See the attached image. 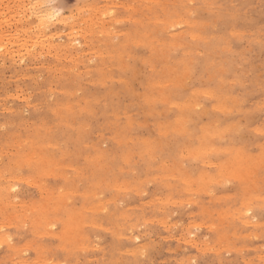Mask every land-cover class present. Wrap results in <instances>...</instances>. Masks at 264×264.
<instances>
[{
  "label": "rangeland",
  "instance_id": "374dc122",
  "mask_svg": "<svg viewBox=\"0 0 264 264\" xmlns=\"http://www.w3.org/2000/svg\"><path fill=\"white\" fill-rule=\"evenodd\" d=\"M263 124L264 0H0V264H264ZM41 133L50 138L40 139ZM27 134L35 138L28 145L36 139L40 144L28 146ZM36 145L43 148L37 153L62 162L48 164L54 170L45 176L30 162L38 159L35 152H25L33 158L25 159L30 166L18 165L19 152ZM240 152L250 163L240 167L242 173L252 169L236 177L238 162L244 163ZM95 153L108 154L95 160ZM10 156L18 163L13 157L9 164ZM32 206L41 214L46 210L48 225L34 223L40 214ZM72 214L85 215L82 233L75 236L80 242L73 234L67 238L72 242L63 241L65 219Z\"/></svg>",
  "mask_w": 264,
  "mask_h": 264
},
{
  "label": "bare ground",
  "instance_id": "6f19581e",
  "mask_svg": "<svg viewBox=\"0 0 264 264\" xmlns=\"http://www.w3.org/2000/svg\"><path fill=\"white\" fill-rule=\"evenodd\" d=\"M143 1H145V0H143ZM154 1H155V0H154ZM140 2H141V1H140ZM146 2H147V1H146ZM149 2H150V1H149ZM156 2H158V1H156ZM164 2H165V1H164ZM166 2H167V1H166ZM35 3H36V2H35ZM131 3H133V2H131ZM138 3H139V1H138ZM162 3H163V2H162ZM151 4H153V2H152ZM163 4H164V3H163ZM133 5H134V4H133ZM129 6H130V5H129ZM148 6L150 7V5H148ZM161 6H162V5H161ZM163 6H164V5H163ZM163 6H162V7H163ZM44 7H45V6H44ZM124 8H125V7H124ZM131 8H132V7H131ZM163 8H164V7H163ZM27 9H28V8H27ZM132 9H133V8H132ZM132 9H131V10H132ZM113 10H114V9H113ZM42 11H43V10H42ZM104 11H105V10H104ZM106 11H107V10H106ZM175 12H176V11H175ZM42 13H43V12H42ZM42 13H41V15H44V14H42ZM46 13H47V12H46ZM105 13H106V12H105ZM89 14H90V13H89ZM89 14H88V16H89ZM99 14H100V13H99ZM142 14H143V13H142ZM154 14H155V13H154ZM176 14H177V13H176ZM39 15H40V13H39ZM41 15H40V16H41ZM91 15H92V14H91ZM100 15H101V14H100ZM129 15H130V13H129ZM44 16H46V15H44ZM181 16H182V15H181ZM41 17L44 19L43 16H41ZM131 17H132V16H131ZM162 17H163V16H162ZM42 18H40V19L42 20ZM90 18H92V16L89 17V19H90ZM95 18H96V17H95ZM125 18H126V17H125ZM175 18H176V17H175ZM181 18H182V17H180L179 19H181ZM159 19H161V18L154 19L153 21L157 22L156 20L159 21ZM186 19H187V18H186ZM138 20L140 21V19H138ZM138 20H137V21H138ZM149 20H151V19H149ZM162 20H163V19H162ZM164 20H165V21H166V20L168 21V19H164ZM171 20H172V17H171ZM174 20H175V19H174ZM174 20H173V21H174ZM44 21H45V20H44ZM93 21L95 22L94 18H93ZM96 21H97V20H96ZM98 21H99V20H98ZM98 21H97V22H98ZM137 21H136V22H137ZM146 21H147V20H146ZM146 21H145V22H146ZM165 21H163V22H165ZM167 21H166V22H167ZM169 21H170V20H169ZM177 21H178V20H177ZM177 21H176V22H177ZM185 21H186V20L184 19V22H185ZM189 21H193V20H189ZM41 22H42V21H41ZM41 22H40V23H41ZM155 22H153V23H155ZM91 23H92V22H91ZM91 23H90V24H91ZM168 23H169V22H168ZM170 23H171V21H170ZM186 23H187V22H185V24H186ZM190 23H191V22H190ZM190 23H189V24H190ZM92 24H93V23H92ZM92 24H91V25H92ZM192 24H193V23H192ZM93 25H96V24H93ZM167 25H168V24H167ZM167 25H166V26H167ZM96 26H97V25H96ZM164 26H165V25H164ZM90 27H92V26H90ZM103 27H104V26H103ZM38 28H39V27H38ZM87 28H88V27H87ZM97 29H98V28H97ZM99 29H100V27H99ZM102 29H103V28H102ZM91 30L94 31L92 28H91ZM105 30H107V29H105ZM89 31H90V30H89ZM98 31H100V30H98ZM25 32H26V31H25ZM34 32H35V31H34ZM90 32H91V31H90ZM94 32H95V31H94ZM176 32H177V31H176ZM35 33H36V32H35ZM92 33H93V32H92ZM98 33H99V32H98ZM98 33H97V35H99ZM100 33H101V31H100ZM118 33H119V32H118ZM191 33H193V32H191ZM235 33H236V32H235ZM103 34H104V32H103ZM147 34H148V33H147ZM189 34H190V31H189ZM195 34H196V32H195ZM109 35H110V34H109ZM145 35H146V34H145ZM193 35H194V34H193ZM41 36H42V35H41ZM99 36H100V35H99ZM115 36H116V35H115ZM190 36L192 37V35H190ZM196 36H197V34H196ZM106 37H107V35H106ZM172 37H173V36H172ZM197 37H198V36H197ZM154 38H155V37H154ZM162 38H163V37H162ZM199 38H200V37H199ZM157 39H158V38H157ZM112 40H113V39H112ZM124 40H125V39H124ZM132 40H133V39H132ZM151 40H153V39H151ZM110 41H111V40H110ZM139 41H141V40L139 39ZM157 41H158V40H157ZM126 42H128V41H126ZM122 43H125V41L122 42ZM122 43H121V44H122ZM137 43H138V41H137ZM164 43H165V42H164ZM171 43H172V42H171ZM171 43H170V44H171ZM63 44H64V43H63ZM135 44H136V43H135ZM151 45H152V44H151ZM153 46H154V45H153ZM161 46H162V45H161ZM222 48H223V47H222ZM62 49H63V48H62ZM56 50H57V49H56ZM56 52H57V51H56ZM106 52H107V51H106ZM121 52H122V51H121ZM118 53H119V52H118ZM107 54H108V53H107ZM186 54H187V53H186ZM119 56H120V54H119ZM121 59H122V58H121ZM147 60H148V59H147ZM104 66H105V65H104ZM162 66H163V65H162ZM258 66H259V65H258ZM108 67H109V66H108ZM152 67H153V66H152ZM159 67H160V65H159ZM149 68H150V67H149ZM178 68H179V67H178ZM183 69H184V68H183ZM185 69H186V67H185ZM56 70H57V69H56ZM69 71H70V70H69ZM79 71H80V70H79ZM76 72H77V71H76ZM166 72H167V71H166ZM170 72H171V71H170ZM186 72H187V71H186ZM184 73H185V72H184ZM170 74H171V73H170ZM184 75H185V74H184ZM30 76H31V75H30ZM180 76H181V75H180ZM57 77H58V76H57ZM182 77H183V76H182ZM185 77H186V76H185ZM101 78H102V77H101ZM106 78H107V77H106ZM151 78H152V77H151ZM115 79H116V78H115ZM120 79H121V78H120ZM148 79H149V78H148ZM183 79H184V78H183ZM149 80L151 81V80H153V79H149ZM156 80H157V79H156ZM184 80H185V79H184ZM184 80H183V81H184ZM222 80H223V79H222ZM30 81H31V80H30ZM87 81H88V80H87ZM91 81H92V80H91ZM95 81H96V80H95ZM150 81H149V82H150ZM158 81H159V80H158ZM125 82H126V81H124V84H126ZM147 82H148V80H146V83H147ZM153 82H154L155 84L157 83V86H159V83H158L157 81L154 80ZM153 82L151 81V83H152V87L155 86V85H153V84H154ZM181 82H182V80H181ZM178 83H179V82H178ZM183 83H184V82H183ZM49 84H50V83H49ZM142 84H144V83H142ZM149 84H150V83H149ZM160 84H161V83H160ZM163 84H164V83H163ZM174 84H175V83H174ZM181 84H182V83H181ZM181 84H180V85H181ZM145 85L148 86V83L145 84ZM145 85H144V86H145ZM161 85H162V84H161ZM177 85H178V84H177ZM160 87H162V86H160ZM184 87H185V86H184ZM157 88H158V87H157ZM165 88H166V87H165ZM37 89H38V88H37ZM49 89H50V87H49ZM153 89H154V88H153ZM159 89H160V88H159ZM159 89H158V90H159ZM105 90H106V89H105ZM105 90H104V91H105ZM149 90H150V89H149ZM149 90H147V91H149ZM156 90H157V89H156ZM158 90H157V91H158ZM162 90H163V89H162ZM170 90H171V89H170ZM49 91H50V90H49ZM51 91H52V90H51ZM151 91H152V89H151ZM164 91H166L165 93H167V90H164ZM168 91H169V90H168ZM206 91H207V90H206ZM114 92H115V91H114ZM143 92H145V91H143ZM149 92H150V91H149ZM160 92H161V91H160ZM209 92H210V91H209ZM16 93H17V92H16ZM138 93H139V92H138ZM146 93H147V92H146ZM158 93H159V91H158ZM162 93H163V92H162ZM162 93H161V94H162ZM168 93H169V92H168ZM168 93H167V94H168ZM170 93H171V92H170ZM28 94H30V92H29ZM144 94H145V93H144ZM149 94H150V93H149ZM208 94H209V93H208ZM30 95H31V94H30ZM142 95H143V94H142ZM152 95H153V94H150V95L147 94V96H152ZM156 95H158V94H156ZM156 95H154V96H156ZM159 95H160V94H159ZM162 95H163V94H162ZM16 96H18V95H16ZM27 96H28V95H27ZM144 96H145V95H144ZM144 96H142V97H144ZM147 96H146V97H147ZM200 96H201V95H200ZM50 97H51V96H50ZM146 97H145V98H146ZM152 97H153V96H152ZM167 97H168V95L166 96V98H167ZM169 97H170V96H169ZM21 98H22V97H21ZM97 98H98V97H97ZM155 98H156V97H155ZM164 98H165V97H164ZM26 99H27V98H26ZM39 99H40V98H39ZM98 99H99V98H98ZM98 99H96V101H97ZM147 99H148V97H147L145 100L148 101ZM152 99H153V98H152ZM169 99H170V98H169ZM76 100H77V99H76ZM76 100H75V102H76V104H77V101H76ZM94 100H95V99H94ZM94 100H93V101H94ZM165 100H166V99H165ZM167 100H168V99H167ZM167 100L164 101V102H167ZM184 100H185V99H184ZM193 100H194V99H193ZM150 102H151V101H150ZM174 102H175V101H174ZM66 103H67V102H66ZM72 103H73V102H72ZM72 103H70V104H72ZM172 103H173V102H172ZM175 103H177V102H175ZM181 103H182V102H181ZM62 104H63V103H62ZM183 104H185V103H183ZM186 104H187V103H186ZM35 105H36V104H35ZM146 105H147V104H146ZM172 105H173V104H172ZM187 105H188V104H187ZM192 105H193V104H192ZM195 105H196V104H195ZM197 105H198V104H197ZM256 105H257V104H256ZM69 106H70V105H69ZM76 106H77V105H76ZM81 106H82V105H81ZM175 106H176V105H175ZM179 106H181V105L179 104ZM179 106H178V108H179ZM199 106H200V105H199ZM63 107H64V106H63ZM82 107H83V106H82ZM182 107H183V106H182ZM182 107H181V108H182ZM9 108H11V107L9 106ZM67 108H68V107H67ZM70 108H71V107H70ZM70 108H69V109H70ZM47 109H48V108H47ZM52 109H53V108H52ZM61 109H64V108H61ZM65 109H66V108H65ZM72 109H73V108H72ZM86 109H87V108H86ZM55 110H56V109H55ZM55 110H54V111H55ZM57 110H58V109H57ZM168 110H170V109H168ZM51 111H52V110H51ZM66 111H67V110H66ZM113 111H114V109H113ZM179 111H180V110H179ZM205 111H206V110H205ZM190 112H191V111H190ZM191 113H192V112H191ZM204 113H205V112H204ZM55 114H58V113H55ZM165 114H166V113H165ZM58 115H59V114H58ZM60 115H61V114H60ZM116 115H117V114H116ZM116 115H115V116H116ZM187 115H188V114H187ZM190 115H191V114H190ZM201 115H202V114H201ZM191 116H192V115H191ZM59 117H60V116H59ZM183 117H185V114H184ZM183 117H182V118H183ZM189 117H190V116H189ZM131 118H132V117H131ZM185 118L188 119L187 116H186ZM114 119H115V118H114ZM178 119H179V118H178ZM179 120H181V119H179ZM217 120H218V119H217ZM29 121H30V120H29ZM62 121H63V120H62ZM125 121H126V120H125ZM130 121H131V120H130ZM133 121H135V120H133ZM182 121H183V120H182ZM215 121H216V120L214 119V122H215ZM13 122H14V121H13ZM38 122H39V121H38ZM112 122H113V120H112ZM112 122H111V123H112ZM204 122H205V121H204ZM214 122H213V123H214ZM217 122H218V121H217ZM35 123H36V122H35ZM41 123H42V122H41ZM43 123H44V122H43ZM116 123H117V122H116ZM210 123H211V122H210ZM66 124H67V123H66ZM70 124H71V123H70ZM137 124H138V123H137ZM158 124H160V122H159ZM207 124H208V123H207ZM207 124H206V125H207ZM235 124H236V123H235ZM2 125H4V124H2ZM16 125H17V124H16ZM64 125H65V124H64ZM116 125H117V124H116ZM162 125H163V124H162ZM263 125H264V124H263ZM24 126H25V125H24ZM33 126H35V125H33ZM33 126H32V127H33ZM39 126H40V124H39ZM39 126H38V127H39ZM42 126H43V125H42ZM47 126H48V124H47ZM53 126H54V125H53ZM56 126H57V125H56ZM56 126H55V127H56ZM59 126H60V125H59ZM59 126H58V127H59ZM65 126H66V125H65ZM70 126H71V125H70ZM76 126H77V125H76ZM76 126H75V127H76ZM208 126H209V124H208ZM213 126H214V124H213ZM233 126H234V125H233ZM32 127H31V128H32ZM50 127H51V126H50ZM172 127H173V126H172ZM174 127H175V126H174ZM199 127H200V126H199ZM203 127H204V126H203ZM223 127H224V126H223ZM42 128H43V127H42ZM163 128H164V127H163ZM167 128H170V127H167ZM211 128H212V127H210V129H211ZM251 128H252V127H251ZM49 129H50V128H49ZM49 129L47 128V129L45 130V129L43 128L42 130H45V131H48V132H49V131H50ZM51 129H53V128H51ZM116 129H117V128H116ZM174 129H176V128H174ZM213 129H214V128H213ZM221 129H222V128H221ZM226 129H227V128H226ZM30 130H31V129H30ZM30 130H29V131H30ZM168 130H169V129H168ZM172 130H173V129H172ZM180 130H182V129H180ZM253 130H254V129H253ZM256 130H257V129H256ZM3 131H5V130H3ZM78 131H79V130H78ZM115 131H116V130H115ZM115 131H114V132H115ZM160 131H161V130H160ZM6 132H7V131H6ZM19 132H20V131H19ZM35 132H36V129H35ZM41 132H42V131H41ZM118 132H119V131H118ZM161 132H162V131H161ZM166 132H167V130H166ZM176 132H177V131H176ZM209 132H210V131H209ZM218 132H219V131H218ZM221 132H222V130H221L219 133H221ZM259 132H260V130H259ZM261 132H263V130H262ZM26 133H28V132H26ZM33 133H34V132H33ZM37 133H40V131H39V132L37 131L36 134H37ZM219 133H218V134H219ZM16 134H17V133H16ZM16 134H15V135H16ZM45 134H46V133H45ZM45 134H44V135H45ZM202 134H203V133H202ZM216 134H217V133H216ZM218 134H217V135H218ZM6 135H7V134H6ZM18 135H19V134H18ZM40 135H42V136H40V139H43V137H45L42 133H41ZM46 135H47V134H46ZM101 135H103V134H101ZM111 135H112V134H111ZM126 135H127V134H126ZM23 136H25V135H23ZM26 136H27V137H26L25 140H26L27 145H28V141H27V140L32 139V138L35 139L34 137L29 138V137H28V134H27ZM35 136H36V137H39V136H37V135H35ZM47 136H48V135H47ZM128 136H129V135H128ZM220 136H221V135H220ZM17 137H18V136H17ZM48 137H49V136H48ZM53 137H54V136H53ZM111 137H112V136H111ZM197 137H198V136H197ZM215 137H216V136H215ZM224 137H225V136H224ZM7 138H8V137H7ZM24 138H25V137H24ZM28 138H29V139H28ZM49 138H50V137H49ZM49 138H46V139L48 140ZM116 138H117V137H116ZM127 138H128V137H127ZM153 138H154V137H153ZM20 139L22 140V137H21ZM20 139H19V140H20ZM54 139H55V138H53V140H54ZM76 139H77V138H76ZM147 139H148V138H147ZM147 139H146V140H147ZM191 139H192V138H191ZM203 139H204V138H203ZM203 139H202V140H203ZM14 140H15V139H14ZM36 140H37V139H36ZM36 140H35V141H36ZM49 140H50V139H49ZM123 140H124V138H123ZM128 140H131V138H130V139L128 138ZM154 140H155V139H154ZM9 141H10V140H9ZM32 141H33V140H32ZM32 141H31V143H32ZM35 141H34L33 143H36V142H37V141H36V142H35ZM39 141H40V140H39ZM39 141L37 142L38 144H40ZM42 141H43V140H42ZM45 141H46V140H45ZM118 141L120 142V144H121V142H123V141H120V140H118ZM230 141H231V140H230ZM10 142H11V141H10ZM23 142H25V141H22L21 143H23ZM29 142H30V141H29ZM64 142H65V141H64ZM125 142H126V141H125ZM204 142H205V140H204ZM21 143H17L18 146H19V144H21ZM26 143H25V144H21V145H26ZM31 143H29L30 146L33 145V143H32V144H31ZM37 143H36V144H37ZM52 143H53V142H52ZM54 143H55V142H54ZM56 143H57V142H56ZM78 143H79V142H78ZM94 143H95V142H94ZM100 143H101V142H100ZM127 143H128V141H127ZM127 143H126V144H127ZM207 143H209V142H207ZM38 144H37V145H38ZM132 144H133V143H132ZM29 145H28V146H29ZM37 145H36V147H33L34 149H31V147H29V149H30L29 151H28V147H27V151L25 150L23 153H20L19 151H17V150L19 149V148H18V149L16 150L17 152H16V153L13 152V153H15L16 155H18V152H19L20 155H19L18 158H21V159H23V160L19 159L20 161H19V163H18V162H17V156H15L16 159H15V157L13 156V157H14V160H16V162H13V161L11 160V159L13 158V157H11V156H12V155H11V156H10L11 158H10L9 164L12 163V162L14 163V165H15V163H16V164L18 163V165L22 167V165H23L24 163H27V162H25V159H26V158H27L26 160H27L28 162H29L31 159H33V158H30V156L27 155L29 152H31L32 157H34V156H33L34 152L37 153V152L40 151V148H41L42 144H41V146H40L39 149L37 148ZM44 145H45V144H44ZM44 145H43V147H44ZM49 145H51V144H49ZM53 145H54V144H53ZM53 145H52V146H53ZM87 145H88V144H87ZM93 145H94V144H93ZM33 146H35V145H33ZM46 146L48 147V143L46 144ZM56 146H57V145H56ZM151 146H152V145H151ZM204 146H205V145H204ZM206 146H208V145H206ZM263 146H264V145H263ZM1 147H2V146H1ZM47 147H46V148H47ZM217 147H218V146H217ZM21 148H23V150H24V146L21 147ZM35 148H37V150H35ZM44 148H45V147H44ZM68 148H69V146H68ZM83 148H84V147H83ZM149 148H150V147H149ZM204 148H205V147H204ZM222 148H223V147H222ZM41 149H42V151H43V148H41ZM47 149H48V148H47ZM60 149H62V148H60ZM96 149H97V148H96ZM96 149H94V150H96ZM127 149H128V148H127ZM207 149H209V147H208ZM236 149H237V148H236ZM32 150H33V153H32ZM45 150H46V149H44V151H45ZM50 150H52V149H50ZM62 150H63V149H62ZM98 150H99V149H98ZM98 150H97V151H98ZM101 150H102V149H101ZM145 150H147V149L145 148ZM148 150H149V149H148ZM183 150H184V149H183ZM185 150H186V149H185ZM203 150H204V149H203ZM205 150H206V148H205ZM205 150H204V151H205ZM216 150H217V149H216ZM222 150H223V149H222ZM4 151H5V150H4ZM21 151H22V150H21ZM36 151H37V152H36ZM127 151H128V150H127ZM130 151H131V150H130ZM217 151H218V150H217ZM25 152H27V154H26L27 157L25 156ZM45 152H46V151H45ZM49 152H50V151H49ZM64 152H65V150L63 151V153H64ZM95 152H96V151H95ZM98 152H99V151H98ZM145 152H146V151H145ZM147 152H148V151H147ZM210 152H211V151H210ZM11 153H12V152H11ZM50 153H51V152H50ZM55 153H56V152H55ZM55 153H54V154H55ZM69 153H70V152H69ZM122 153H123V152H122ZM152 153H153V152H152ZM240 153H241V152H240ZM258 153H259V152H258ZM2 154H3V153H2ZM15 154H14V155H15ZM37 154H38V156H39L38 159H37V155L35 154V155H36L35 158H36L37 160H35V158H34L33 161H30L32 165H33L32 162L36 161L37 164H35V162H34V165L36 166V169H37L36 171H38L37 174L40 172L39 174L41 175V173H44L45 170H46L47 172L51 171V170H50V169H52V168H51V165H52V163L54 162V160H53V162H52V159H55V160H56L57 157H54V155H53V158H52V157H51V154L48 153V156L50 155L49 157L52 158V159H49L48 156H45L46 154L44 155V154L42 153V155H41V152H40V154H39V153H37ZM90 154H91V153H90ZM90 154H88V155H90ZM102 154H103V152H102ZM107 154H108V153H107ZM107 154L101 155V153H100V155H99V154L96 155V153H95V154H93V156L90 155L89 157H91V156L94 157V155H95L94 158H95V160H96V156H101V157H99V159H100V158H102V157L104 158L105 155L107 156ZM127 154H128V153H127ZM237 154H239V152H238ZM260 154H261V152H260ZM7 155H8V154H7ZM23 155H24L25 157H24ZM86 155H87V153H86ZM148 155H149V153H148ZM241 155L243 156L244 154L241 153L240 156H241ZM0 156H1V155H0ZM20 156H21V157H20ZM22 156H23L24 158H22ZM61 156H62V155H61ZM61 156H59V157L61 158ZM63 156H65V154H64ZM63 156H62V157H63ZM66 156H67V155H66ZM154 156H155V155H154ZM200 156H201V155H200ZM242 156H241V158H243V160H240L241 158L239 159V156H238V158H237V159H239L238 161H242V163H243V161H244V163L241 165V163L237 161V162L239 163L240 166L238 165V166H237L238 168L236 167V169H235V170H236V171H235V172H236V177H238V175H237L238 173H239V174H244L243 176H245V175L248 174V171L250 170V168L252 169V167H248V168H247V166H246V170L248 169L247 174L242 173V169H241L240 167H241V166L244 167V165H248V164H250V163H248L249 161H247L248 158H246V156H245V159H244V156H243V157H242ZM248 156H249V155H247V157H248ZM260 156H261V155H260ZM47 157H48V158H47ZM59 157H58V158H59ZM113 157H114V156H113ZM121 157H122V156H121ZM201 157H202V156H201ZM203 157H204V156H203ZM255 157H256V155H255ZM262 157H263V156H262ZM29 158H30V159H29ZM94 158H93V160H94ZM127 158H128V157H127ZM139 158H140V157H139ZM155 158H156V157H155ZM196 158H197V157H196ZM250 158H252L251 155H250ZM253 158H254V157H253ZM256 158H257V157H256ZM258 158H259V157H258ZM260 158H261V157H260ZM61 159H62V158H61ZM66 159H67V158H66ZM87 159H89V158H87ZM87 159H86V160H87ZM109 159H110V157H109ZM237 159H236V160H237ZM89 160H90V159H89ZM89 160H88V161H89ZM93 160H91V161L93 162ZM110 160H111V159H110ZM121 160H122V159H121ZM129 160H130V159H129ZM209 160H210V159H209ZM245 160L247 161V163L245 162ZM248 160H249V159H248ZM250 160H251V159H250ZM253 160H254V159H253ZM11 161H12V162H11ZM21 161H24V163H21ZM56 161H57V160H56ZM56 161H55V163H53L54 165H55V164H58V163L61 162V161H59V159H58V163H56ZM88 161H87V162H88ZM97 161H98V157H97ZM106 161H107V160H106ZM106 161H105V162H106ZM127 161H128V159H127ZM207 161H208V160H207ZM221 161H222V159H221ZM251 161H252V160H251ZM256 161H257V160H255V162H256ZM50 162H51V163H50ZM92 162H89L88 164H90V163H92ZM124 162H125V161H124ZM128 162H129V161H128ZM174 162H175V161H174ZM208 162H209V161H208ZM255 162H254V165H256V166L258 165V166H259L260 163H259V164H256ZM5 163H6V162H5ZM7 163H8V162H7ZM61 163H62V162H61ZM93 163H95V165H94L95 168H97V167H99V166H101V169L103 168V164L101 163V161H100V165H98V164H99L98 162H93ZM96 163H97V165H96ZM172 163H173V162H172ZM213 163H214V161H213ZM238 163H237V164H238ZM252 163H253V161H252ZM257 163H258V162H257ZM20 164H22V165H20ZM27 164L30 166L29 163H27ZM27 164H26V165H27ZM48 164H51V165H50V167H48V169H46V168H47L46 166H49ZM67 164H69V163H67ZM88 164H87V166L90 167V165H88ZM101 164H102V165H101ZM173 164H174V163H173ZM210 164H211V162H210ZM234 164H235V161H234ZM262 164H263V162H262ZM1 165H2V163H1ZM26 165H25V166H26ZM54 165H52V166H54ZM64 165H65V163H64L63 165H59V167H60V168H61V166H62V167H65ZM105 165H107V164L105 163ZM178 165H179V164H178ZM7 166H8V165H7ZM10 166H11V165H10ZM10 166H9V168H10ZM12 166H13V165H12ZM23 166H24V165H23ZM35 166H34V168H35ZM37 166H38L39 170H38ZM57 166H58V165H56V167H57ZM66 166H68V165H66ZM70 166H71V165H70ZM163 166H164V165H163ZM45 167H46V168H45ZM75 167L77 168V165H76ZM80 167H81V166H80ZM85 167H86V166H85ZM232 167H233V166H232ZM5 168H6V167H5ZM11 168H12V167H11ZM15 168H16V167H15ZM18 169H19V167H18ZM57 169H58V168H57ZM98 169H99V168H98ZM101 169H100V170H101ZM224 169H226V168H224ZM238 169H241V170H238ZM20 170H21V169H20ZM53 170H54V169H52V172H53ZM76 170H78V169H76ZM94 170H95V169L93 168V172L91 171V173H94ZM171 170H172V169H171ZM222 170H223V169H222ZM222 170H221V171H222ZM7 171H9V170L7 169ZM15 171H17V170H15ZM59 171H60V170H59ZM61 171H62V170H61ZM78 171H79V170H78ZM80 171H81V169H80ZM82 171H83V170H82ZM85 171H86V170H85ZM120 171H121V170H120ZM166 171H167V170H166ZM224 171H225V170H224ZM224 171H223V172H224ZM237 171H239V172H237ZM243 171H245V170H243ZM10 172H11V171H10ZM47 172H45V173L42 174V175H44V176L47 175V174H46ZM54 172H55V171H54ZM95 172H97V171L95 170ZM99 172H100V171H99ZM173 172H174V171H173ZM178 172H179V171H178ZM184 172H185V170H184ZM230 172L232 173V171H230ZM230 172H229V173H230ZM240 172H241V173H240ZM250 172H251V170H250ZM250 172H249V173H250ZM4 173H5V171H4ZM6 173H7V172H6ZM16 173H18V172H16ZM16 173H15V174H16ZM57 173H58V172H57ZM59 173H60V172H59ZM205 173H206V172H204V174H205ZM2 174H3V171H2V173L0 172V175H2ZM7 174H8V173H7ZM11 174H12V173H11ZM20 174H21V173H20ZM53 174H54V173H53ZM61 174H62V172H61ZM64 174H68V173L65 172ZM74 174H76V173H74ZM78 174L81 175L82 172H81V174H80V173H78ZM85 174H86V173H85ZM85 174H83L82 176L84 177ZM113 174H114V173H113ZM167 174H168V173H167ZM167 174H166V175H167ZM185 174H186V172H185ZM232 174H233V173H232ZM232 174H231V175H232ZM255 174H256V173H255ZM12 175H14V173H13ZM16 175H17V174H16ZM31 175H32V173H31ZM62 175H63V174H62ZM91 175H92V174H91ZM252 175H253V174L251 173V176H252ZM9 176H10V175H9ZM27 176L30 177V175H27ZM38 176H39V175H38ZM55 176H56V175H55ZM55 176H54V177H55ZM64 176H65V175H64ZM67 176H68V175H67ZM85 176L87 177V175H85ZM151 176H152V175H151ZM159 176H160V175H159ZM171 176H174V174L171 175ZM171 176L169 175V178H171ZM176 176H177V175H175V177H176ZM178 176H180V175H178ZM182 176H183V175H182ZM190 176H191V175H190ZM190 176H189V174H188V177H189V178H193V177H194V176H191V177H190ZM243 176L241 175L242 178H243ZM2 177L4 178V175H3ZM10 177H11V176H10ZM10 177H9V178H10ZM15 177H16V176H15ZM15 177H14V178H15ZM36 177H37V176H36ZM56 177H57V176H56ZM86 177H85V178H86ZM94 177H95V179H96L97 176H94ZM161 177H162V176H161ZM163 177H164V176H163ZM163 177H162V178H163ZM165 177H166V176H165ZM184 177H187V175L184 176ZM241 177H240V178H241ZM247 177H248V176H247ZM11 178H12V177H11ZM26 178H27V177H26ZM32 178H33V177H32ZM38 178H40V177H38ZM69 178H71V177H69ZM69 178L67 177L66 179L69 180ZM74 178H76V177H74ZM74 178H73V179H74ZM79 178H80V177H79ZM90 178H91V177H90ZM97 178H98V177H97ZM102 178H103V177H102ZM167 178H168V177H167ZM167 178H166V179H167ZM176 178H177V177H176ZM180 178H181V177H180ZM182 178H183V177H182ZM182 178H181V179H182ZM194 178H195V177H194ZM223 178H224V177H223ZM242 178H241V179H242ZM253 178H254V177H253ZM253 178H252V179H253ZM15 179H16V178H15ZM42 179L44 180V178L41 177V180H42ZM45 179H46V178H45ZM62 179H63V178H62ZM100 179H101V178H100ZM100 179L98 178L97 180L100 181ZM148 179H149V178H148ZM148 179H146V180H148ZM183 179L187 180V182L189 181V182H190V185H191V180L193 181V179H191V180H189L188 178H187V179H186V178H183ZM208 179H210V177H209ZM211 179L214 180V178H212V177H211ZM241 179H239V180L241 181ZM245 179H246V178H245ZM248 179H251L250 176H249ZM2 180H3V179H2ZM7 180H9V179H7ZM41 180L39 179L38 181L41 182ZM64 180H65V179H64ZM139 180H140V179H139ZM242 180H243V179H242ZM256 180H257V179H256ZM260 180H261V179H260ZM85 181H86V180H85ZM99 181H98V183H95V182H93V183L99 185V184H100ZM102 181H104V180H102ZM142 181H144V179H143ZM148 181H149V180H148ZM182 181H183V180H182ZM196 181H197V180H196ZM209 181H210V180H209ZM30 182H31V181H30ZM40 182H39V183H40ZM43 182H45V181H42V182H41V183L44 185L45 183H43ZM46 182H47V181H46ZM187 182H186L185 184H187ZM193 182H195V181H193ZM217 182H218V181H217ZM253 182H254V181H253ZM255 182H256V181H255ZM7 183H8V182H7ZM34 183H35V182H34ZM36 183H37V182H36ZM36 183H35V184H36ZM41 183H40V184H41ZM65 183H66V181H65ZM109 183L111 184V182H109ZM140 183H141V182H140ZM140 183H139V184H140ZM0 184H1V183H0ZM13 184H14V182H13ZM75 184H76V183H75ZM90 184H92V180H91V183H89V185H90ZM174 184H175V183H174ZM174 184H173V185H174ZM181 184H182V183H181ZM204 184H206V182H205ZM204 184H202V185H204ZM6 185H7V184H6ZM32 185H33V184H32ZM43 185H41V186H43ZM103 185H104V184H103ZM118 185H119V184H118ZM120 185H121V184H120ZM125 185H126V183H125ZM169 185H171V184H169ZM199 185H200V184H198V187H199ZM208 185H209V183H208ZM253 185H258V184L255 183V184H253ZM253 185H252V186H253ZM2 186H3V185H2ZM44 186H45V185H44ZM48 186H50V185L48 184ZM59 186H60V185H59ZM59 186H57V187H59ZM94 186H95V185H94ZM106 186H107V185H106ZM111 186H112V185H111ZM115 186H116V185H115ZM205 186H207V184H206ZM7 187H8V185H7ZM9 187H10V186H9ZM46 187H47V185H46ZM92 187H93V186H92ZM97 187H98V186H97ZM191 187H192V186H191ZM200 187H201V185H200ZM200 187H199V188H200ZM254 187H255V186H254ZM5 188H6V187H5ZM39 188H40V187H39ZM42 188H43V187H42ZM44 188H45V187H44ZM48 188H49V187H47V189H48ZM74 188H75V187H74ZM116 188H117V187H116ZM131 188H133V187H131ZM181 188H182V187H181ZM204 188H205V187H204ZM204 188H203V186H202V190H203ZM249 188H250V187H249ZM251 188H252V187H251ZM37 189H38V188H37ZM47 189H46V192H48ZM65 189H67V188H65ZM72 189H73V188H72ZM76 189H77V188H76ZM112 189H113V187H112ZM118 189H119V188H118ZM195 189H196V188H195ZM207 189H208V188H207ZM245 189H246V188H245ZM38 190H39V189H38ZM40 190H41V189H40ZM43 190H44V189H43ZM61 190H63V189L60 188V191H61ZM68 190H69V189L64 190V191L67 192ZM86 190H87V189H86ZM94 190H95V189H94ZM94 190H92V191H94ZM184 190H185V189H184ZM246 190H247V189H246ZM6 191H7V190H6ZM6 191H5V193H7V195H8V192H6ZM197 191H198V190H197ZM54 192H55V191H54ZM58 192H59V191H58ZM81 192H83V191H81ZM94 192H95V191H94ZM141 192H142V191H141ZM190 192H191V191H190ZM198 192H199V191H198ZM205 192H206V191H205ZM48 193H51V191L48 192ZM48 193H47V194H48ZM71 193H74V192H71ZM87 193H90V192H87ZM47 194L45 193V195H47ZM51 194H52V193H51ZM58 194H59V193H58ZM62 194H63V191L60 193L59 198H62V199H63ZM64 194H65V193H64ZM64 194H63V195H64ZM67 194H68V193H66V195H67ZM91 194H93V193H91ZM138 194H139V193H138ZM225 194H228V193H225ZM225 194H222V195H225ZM232 194H233V193H232ZM232 194H231V195H232ZM256 194H257V193H256ZM39 195H41V194H39ZM42 195H43V194H42ZM42 195H41V196H42ZM45 195H43V196L46 197ZM53 195L56 196V194H53ZM89 195H90V194H89ZM94 195H95V193H94ZM220 195H221V194H220ZM228 195H229V194H228ZM231 195H230V196H231ZM250 195H251V194H250ZM48 196H49V195H48ZM48 196H47V198H48ZM80 196H81V195H80ZM82 196H83V195H82ZM85 196H87V195L85 194ZM156 196H158V195H156ZM156 196H155V197H156ZM225 196H226V195H225ZM67 197H68V196H67ZM193 197H194V196H193ZM263 197H264V196H263ZM15 198H16V197H15ZM18 198H19V197H18ZM56 198H57V197H56ZM149 198H151V197H149ZM187 198H188V197H186V199H187ZM248 198H249V197H248ZM256 198H258V197L256 196ZM0 199H1V198H0ZM29 199H30V198H29ZM152 199H153V197L151 198V200H152ZM188 199H191V198H188ZM209 199H210V198H209ZM250 199H251V196H250ZM252 199H254V198H252ZM1 200H2V199H1ZM5 200H6V199H5ZM15 200H16V199H15ZM38 200H39V199H38ZM40 200H41V199H40ZM55 200H56V199H55ZM58 200H59V199H58ZM58 200H57V201H58ZM60 200H61V199H60ZM103 200H104V199H103ZM112 200H113V199H112ZM181 200H182V199H181ZM184 200H185V199H184ZM242 200H243V198H242ZM245 200H246V198H245ZM247 200H248V199H247ZM20 201H21V200H20ZM43 201H44V200H43ZM49 201H51V200H49ZM99 201H100V200H99ZM157 201H158V200H157ZM163 201H164V200H163ZM243 201H244V200H243ZM243 201H242V203H243ZM248 201H249V200H248ZM250 201H251V200H250ZM9 202H10V199H9ZM97 202H98V200H97ZM101 202H102V201H101ZM148 202H149V201H148ZM150 202H152V201H150ZM201 202H202V201H201ZM239 202H240V201H239ZM244 202H245V201H244ZM22 203H23V201H22ZM42 203H43V202H42ZM46 203H47V201H46L44 204L46 205ZM52 203H54V202H52ZM52 203H50V204H52ZM93 203H94V202H93ZM145 203H146V202H145ZM178 203H179V202H178ZM58 204H59V203H58ZM118 204H119V203H118ZM180 204H181V203H180ZM195 204H196V203H195ZM244 204H245V203H244ZM1 205H3V204H1ZM5 205H6V206H5ZM5 205H4V206L7 207V204H5ZM33 205H34V204H33ZM52 205H53V204H52ZM87 205H89V204H87ZM92 205H93V204H92ZM96 205L99 206L98 203H96ZM101 205H102V204H101ZM135 205H136V204H135ZM247 205H249V204H247ZM258 205H259V204H258ZM4 206H3V207H4ZM36 206H38V205H36ZM47 206L51 207L50 205H47ZM63 206H64V205H63ZM90 206H91V205H90ZM104 206H105V205H104ZM104 206H103V207H104ZM0 207H1V206H0ZM33 207H34V206H32V208H33ZM64 207H65V206H64ZM94 207H95V206H94ZM100 207H101V206H100ZM122 207H123V206H122ZM135 207H136V206H135ZM206 207H207V206H206ZM39 208H41V206H40ZM54 208H56V207H54ZM57 208H59V207H57ZM57 208H56V209H57ZM141 208H142V207H141ZM153 208H154V207H153ZM158 208H159V207H158ZM162 208H163V207H162ZM234 208H235V207H234ZM34 209H35V208H33V210H34ZM37 209H38V208L36 207L35 210H37ZM42 209H43V207H42ZM85 209H86V208H85ZM88 209H89V208H88ZM95 209H97V207H96ZM106 209H107V208H106ZM163 209H164V208H163ZM205 209H206V208H205ZM205 209H204V211H205ZM26 210H27V209H26ZM29 210H30V209H29ZM39 210H40V209H39ZM91 210H92V209H91ZM176 210H177V209H176ZM40 211H41V210H40ZM40 211L38 212V210H37V213H36V211H31V212H35V213H33V214H36V215H37V214H40V215L36 216L37 218L39 217L40 220H39V219H38L39 221H38V220H34V221H35L34 223L39 222V223L42 224V225H43V224H47V223L44 221V220L46 219L47 215H48L47 213H45L46 210H45V209L42 210V214H41ZM44 211H45V212H44ZM141 211H142V210H141ZM161 211H162V210H161ZM206 211H208V209H206ZM214 211H216V210L214 209ZM218 211H219V210H218ZM31 212H30V213H31ZM91 212H92V211H91ZM219 212H220V211H219ZM0 213H1V212H0ZM10 213H11V212H10ZM26 213H27V212H26ZM26 213H25V214H26ZM28 213H29V212H28ZM57 213H58V212H57ZM193 213H194V212H193ZM193 213H192V214H193ZM199 213H200V212H199ZM232 213H233V211H232ZM236 213H237V212H236ZM45 214H47V215H45ZM79 214H81V213L79 212ZM84 214H85V213H84ZM140 214H143V213H140ZM211 214H212V213H211ZM14 215H15V213H14ZM23 215H24V214H23ZM26 215H27V214H26ZM28 215H29V214H28ZM44 215H45V216H44ZM109 215H110V214H109ZM122 215H123V216H122ZM136 215H137V214H136ZM222 215H223V214H222ZM236 215H238V213H237ZM2 216H3V215H2ZM11 216H12V215H11ZM31 216H34V215H31ZM84 216H85V215H83V216H78V215H73V214H72V216L68 215V217H69V218L67 217L68 220L65 219V221H66V222H65L66 227L64 228V230H65L66 232L63 230L64 235H65V234L67 235L66 240L63 239L64 242H65V241H66V242H69V241L72 242L73 240L75 241V240L77 239V238H75V236H78V237H79V236L81 235V233H82V231H81V225H82L83 222H84V220H82V218H83ZM110 216H112V215H110ZM124 216H125V214H122V213H121L120 218H121V217H124ZM164 216H166V215H164ZM220 216H221V215H220ZM36 217H35V219H36ZM49 217H50V216H48V219H47V220H49ZM52 217H54V215H53ZM126 217H127V216H126ZM58 218H60V217L58 216ZM84 218H85V217H84ZM84 218H83V219H84ZM93 218H94V216H93ZM96 218H97V217H96ZM127 218H128V217H127ZM129 218H130V217H129ZM139 218H140V217H139ZM160 218H161V217H160ZM226 218H227V217H226ZM255 218H256V217H255ZM2 219H3V218H2ZM5 219H6V218H5ZM5 219H4V220H5ZM20 219H21V218H20ZM20 219L18 218L17 220H20ZM32 219H34V218L32 217ZM32 219H31V220H32ZM50 219H51V217H50ZM149 219H150V218H149ZM220 219H221V218H220ZM244 219H245V218H244ZM244 219H243V220H244ZM0 220H1V219H0ZM42 220H43L45 223H42V222H43ZM47 220H46V221H47ZM62 220H63V219H62ZM93 220H94V219H93ZM124 220H125V219H124ZM162 220H163V219H162ZM193 220H194V219H193ZM200 220H201V219H200ZM200 220H199V221H200ZM10 221H11V220H10ZM21 221H23V220H21ZM21 221H20V222H21ZM36 221H37V222H36ZM56 221H57V220H56ZM82 221H83V222H82ZM140 221H141V218H140ZM143 221H144V219H143ZM163 221H164V220H163ZM163 221H162V222H163ZM202 221H203V220H202ZM220 221H221V220H220ZM220 221H219V222H220ZM222 221H223V219H222ZM241 221H242V220H241ZM246 221H247V219H246ZM246 221H245V222H246ZM7 222H8V221H7ZM49 222H51V221H49ZM62 222H63V221H62ZM93 222H94V221H92V223H93ZM108 222H109V221H108ZM113 222H114V220H113ZM116 222H117V221H116ZM122 222H123V221H122ZM130 222H131V221H130ZM249 222H250V221H249ZM249 222H248V223H249ZM254 222H255V221H254ZM18 223H19V222H18ZM32 223H33V220H32ZM32 223H31V224H32ZM34 223H33V224H34ZM51 223H52V222H51ZM51 223H49V224H51ZM85 223H86V222H85ZM193 223H194V222H193ZM251 223H252V222H251ZM260 223H261V222H260ZM4 224H5V223H4ZM7 224H8V223H7ZM10 224H11V223H10ZM10 224H9V226H10ZM40 224H37L38 228L41 226ZM93 224H94V223H93ZM98 224H99V223H98ZM98 224H97V226H98ZM116 224H117V223H116ZM116 224H115V225H116ZM131 224H132V223H131ZM133 224H134V222H133ZM196 224H197V223H196ZM213 224H214V223H213ZM213 224H212V225H213ZM24 225H25V224H24ZM39 225H40V226H39ZM47 225H48V224H47ZM47 225L45 226V228L47 227ZM95 225H96V224H95ZM95 225H94V226H95ZM121 225H122V223H121V220H120V226H121ZM123 225H124V224H123ZM244 225H245V224H244ZM258 225H259V224H258ZM0 226H2V225H0ZM17 226H18V225H17ZM31 226H32V225H31ZM33 226L35 227V231L38 230V228H37L36 225H33ZM84 226H85V225H84ZM118 226H119V225H118ZM118 226L116 225L115 228H117ZM135 226H136V225H135ZM163 226H164V225H163ZM253 226H254V223H253ZM41 227H42V226H41ZM99 227H100V225H99ZM102 227H103V226H102ZM124 227H125V226H124ZM131 227H132V226H131ZM197 227H198V226H197ZM222 227H223V226H222ZM222 227H221V228H222ZM259 227H260V226H259ZM36 228H37V229H36ZM43 228H44V227H43ZM47 228H48V227H47ZM49 228H50V227H49ZM115 228H114V230H116ZM162 228H163V227H162ZM218 228H219V227H218ZM51 229H52V228H51ZM59 229H60V228H59ZM82 229H83V228H82ZM102 229H103V228H102ZM124 229H125V228H124ZM212 229H213V228H212ZM224 229H225V227H224ZM144 230H145V229H144ZM55 231H56V230H55ZM80 231H81V233H80ZM83 231H84V229H83ZM6 232H7V231H6ZM6 232H5V233H6ZM13 232H14V231H13ZM77 232H78V233H77ZM112 232H113V231H112ZM118 232H119V231H118ZM127 232H128V231H127ZM219 232H220V231H219ZM224 232H225V231H223V233H224ZM249 232H250V230H249ZM42 233H43V232H42ZM44 233H45V232H44ZM56 233H57V232H56ZM129 233H130V232H129ZM217 233H218V232H217ZM220 233H221V232H220ZM235 233H236V232H235ZM254 233H255V232H254ZM6 234H7V233H6ZM38 234H39V233H38ZM48 234H49V233H48ZM50 234H51V232H50ZM53 234H54V232H53ZM69 234H70V235L73 234L72 237H74L75 239L72 240V237L70 236V240H67V238L69 237ZM75 234H77V235H75ZM78 234H80V235H78ZM117 234H118V233H116L115 236H117ZM168 234H169V233H168ZM229 234H230V233H229ZM229 234H228V235H229ZM244 234H245V233H244ZM8 235H9V233H8ZM54 235H55V234H54ZM54 235H53V236H54ZM60 235H61V234H60ZM64 235H62L61 238H65ZM119 235H120V234H119ZM220 235H221V234H220ZM224 235H225V234H224ZM224 235H222V236H224ZM248 235H249V234H248ZM9 236H10V235H9ZM9 236H8V237H9ZM33 236H34V235H33ZM84 236H86V235H84ZM216 236H217V235H216ZM218 236H219V234H218ZM236 236H237V234H236ZM1 237L3 238V236H1ZM117 237H118V236H117ZM128 237H129V236H128ZM176 237H177V236H176ZM84 238H85V237H84ZM84 238H82V239H83V242H84ZM88 238H89V236H88ZM88 238H87V239H88ZM132 238H133V237H132ZM189 238H191V237H189ZM218 238H219V237H218ZM224 238H225V237H224ZM250 238H251V237H250ZM254 238H255V237H254ZM36 239H37V238H36ZM40 239H41V238H40ZM68 239H69V238H68ZM79 239H81V238H79ZM82 239H81V241H82ZM151 239H152V238H151ZM206 239H207V238H206ZM10 240H11V239H10ZM29 240H30V239H29ZM88 240H89V239H88ZM200 240H201V239H200ZM224 240H225V239H224ZM235 240H236V239H235ZM2 241H4V240H2ZM6 241H7V240H6ZM6 241H5V242H6ZM11 241H12V240H11ZM26 241H27V240H26ZM26 241H25V242H26ZM34 241H35V240H34ZM76 241H79V240H76ZM134 241H135V240H134ZM8 242H9V241H8ZM29 242H30V241H29ZM79 242H80V241H79ZM79 242H78V243H79ZM83 242H81V243H83ZM144 242H145V241H144ZM144 242H143V243H144ZM201 242H202V241H201ZM220 242H221V241H220ZM13 243H14V242H13ZM41 243H42V242H41ZM41 243H40V244H41ZM78 243H77V244H78ZM81 243H80V246H83V245H81ZM86 243H88V242H86ZM203 243H204V242H203ZM205 243H206V242H205ZM6 244H7V243H6ZM24 244H25V243H24ZM27 244H28V243H27ZM27 244H25V245H27ZM43 244H46V243H43ZM64 244H66V243H64ZM69 244H70V243H69ZM73 244L75 245V242H74ZM84 244H85V243H84ZM139 244H140V243H139ZM141 244H142V243H141ZM152 244H153V243H152ZM217 244H218V243H217ZM219 244H221V243H219ZM12 245H13V244H12ZM38 245H39V244H38ZM61 245H62V244H61ZM74 245H72V246H74ZM78 245H79V244H78ZM91 245H92V244H91ZM206 245H207V244H206ZM224 245H225V244H224ZM226 245H227V244H226ZM226 245H225V246H226ZM9 246H10V249H11V245H10V244H9ZM13 246H15V245H13ZM17 246H19V245H17ZM17 246H16V247H17ZM22 246H23V245H22ZM41 246H42V244H41ZM43 246H44V245H43ZM64 246H65V245H64ZM80 246H79V247H80ZM84 246H85V245H84ZM84 246H83V247H84ZM89 246H90V245H89ZM89 246H88V247H89ZM99 246H100V245H99ZM101 246H102V245H101ZM230 246H231V245H230ZM31 247H32V246H31ZM35 247H36V246H35ZM38 247H39V246H38ZM44 247H45V246H44ZM75 247H77V246H75ZM75 247H74V249H75ZM79 247H78V248H79ZM85 247H86V246H85ZM85 247H84V248H85ZM90 247H91V246H90ZM108 247H109V246H108ZM116 247H117V246H116ZM144 247H145V246H144ZM144 247H143V248H144ZM150 247H151V246H150ZM167 247H168V246H167ZM239 247H240V246H239ZM249 247H250V246H249ZM252 247H253V246H252ZM261 247H262V246H261ZM17 248H18V247H17ZM17 248H16V252H17ZM78 248H77V249H78ZM81 248H82V247H81ZM81 248H80V249H81ZM84 248H83V249H84ZM119 248H120V246H119ZM131 248H132V247H131ZM137 248H138V247H137ZM137 248H136V249H137ZM139 248H140V247H139ZM145 248H146V247H145ZM183 248H184V247H183ZM195 248H196V247H195ZM214 248H215V247H214ZM214 248H213V249H214ZM217 248H218V246H217ZM257 248H258V247H257ZM32 249H33V248H32ZM67 249H68V248H67ZM133 249H134V248H133ZM205 249H207V248H205ZM213 249H212V250H213ZM218 249H219V248H218ZM218 249H217V250H218ZM227 249H228V248H227ZM227 249H226V250H227ZM229 249H230V248H229ZM239 249H240V248H239ZM246 249H247V248H246ZM13 250H14V248H13ZM42 250H43V249H41V250L38 251V252H41ZM44 250H45V249H44ZM65 250H66V248H65ZM131 250H132V249H131ZM152 250H153V249H152ZM164 250H165V249H164ZM184 250H185V249H184ZM202 250H203V249H202ZM209 250H211V249H209ZM219 250H220V249H219ZM69 251H70V250H69ZM76 251H77V250H76ZM124 251H125V250H124ZM127 251H128V250H127ZM145 251H146V250H145ZM235 251H236V250H235ZM16 252H14V253L16 254ZM22 252H23V251H22ZM24 252H25V251H24ZM34 252H35V251H34ZM71 252H72V251H71ZM103 252H104V251H103ZM115 252H116V251H115ZM130 252H131V251H130ZM134 252H135V250H134ZM142 252H143V250H142ZM17 253H18V252H17ZM110 253H111V252H110ZM126 253H127V252H126ZM145 253H146V252H145ZM200 253H201V252H200ZM70 254H71V253H70ZM119 254H120V253H119ZM141 254H142V253H141ZM239 254H240V253H239ZM263 254H264V253H263ZM7 255H8V254H7ZM40 255H41V254H40ZM66 255H67V254H66ZM68 255H69V254H68ZM74 255H75V254H74ZM131 255H132V254H131ZM147 255H148V254H147ZM38 256H39V255H38ZM43 256L45 257V255H43ZM63 256H64V255H63ZM102 256H103V255H102ZM253 256H254V255H253ZM259 256H260V255H259ZM259 256H257V257H259ZM11 257H12V256H11ZM51 257H52V256H51ZM66 257H67V256H66ZM193 257H194V256H193ZM25 258H26V257H25ZM87 258H88V257H87ZM94 258H95V257H94ZM14 259H15V258H14ZM14 259H13V260H14ZM20 259H21V258H20ZM30 259H31V258H30ZM33 259H34V258H33ZM41 259H42V258H41ZM48 259H49V258H48ZM139 259H140V258H139ZM193 259H194V258H193ZM9 260H10V259H9ZM34 260H35V259H34ZM57 260H58V259H57ZM60 260H61V259H60ZM180 260H181V259H180ZM26 261H28V260L26 259ZM36 261H37V260H36ZM40 261H41V260H40ZM47 261H48V260H47ZM51 261H52V260H51ZM58 261H59V260H58ZM220 261H221V260H220ZM229 261H230V260H229ZM19 262H20V261H19ZM21 262H22V261H21ZM24 262H25V260H24ZM37 262H38V261H37ZM37 262H36V263H37ZM41 262H42V261H41ZM43 262H44V261H43ZM64 262H65V261H64ZM76 262H77V261H76ZM76 262H75V263H76ZM217 262H218V261H217ZM26 263H27V262H26ZM32 263H33V262H31V264H32ZM47 263H48V262H47ZM52 263H53V262H52ZM178 263H179V262H178ZM19 264H20V263H19ZM41 264H42V263H41ZM70 264H71V263H70ZM117 264H118V263H117ZM219 264H220V263H219Z\"/></svg>",
  "mask_w": 264,
  "mask_h": 264
}]
</instances>
